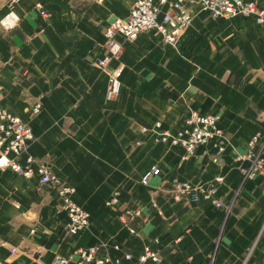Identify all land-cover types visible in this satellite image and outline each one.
Segmentation results:
<instances>
[{
    "label": "crops",
    "instance_id": "0c3cea01",
    "mask_svg": "<svg viewBox=\"0 0 264 264\" xmlns=\"http://www.w3.org/2000/svg\"><path fill=\"white\" fill-rule=\"evenodd\" d=\"M134 1L21 0L17 25L0 28V107L31 127L28 152L74 185V201L89 212L87 228L68 235L52 188L0 170V264H50L96 244L131 252L128 264L146 245L159 255L148 264H242L250 248V261L263 258L264 174L243 178L235 154L258 133L264 158V24L252 15L212 19L185 4L193 16L176 46L157 32L124 42L108 65L121 66V89L108 99L97 64L104 28ZM6 11L0 0V18ZM190 110L218 116V162L207 146L185 155L158 141L160 128L175 130ZM153 165L160 173L140 183ZM216 176L219 208L173 198L175 183L206 189Z\"/></svg>",
    "mask_w": 264,
    "mask_h": 264
},
{
    "label": "built area",
    "instance_id": "2783aa9c",
    "mask_svg": "<svg viewBox=\"0 0 264 264\" xmlns=\"http://www.w3.org/2000/svg\"><path fill=\"white\" fill-rule=\"evenodd\" d=\"M19 2L20 0H7V11L0 18L2 30L9 31L17 25L19 16L13 7ZM186 3L198 4L200 11L205 12L212 19L252 15L258 24H264V0L262 4L254 0H135L125 17L114 16L104 28V55L97 60V64L108 75L106 98H115L121 89V66L109 68L108 65L122 52L124 42L134 41L142 32H157L162 42L176 46L192 20V12L185 8ZM40 13L44 14V11L40 10ZM41 105L38 100L32 107V112L37 113ZM217 121L216 114H202L190 110L179 128L175 130L160 128L157 139L161 143L180 146L186 155H191L200 145H207L211 160L218 162L224 151V132ZM159 127L160 123L156 122L149 130ZM33 140L31 127L12 112L0 107V170H7L26 179H36L40 184L52 188L60 199L61 208L67 217L66 233L76 235L89 225V212L74 201V185L53 172L48 161L28 152ZM259 141V134H253L246 141L245 150L235 154L237 160L245 161L240 168L243 178L264 174V161L261 157ZM159 173V168L153 165L144 171L140 182L145 183L150 176ZM221 181L222 177L216 176L206 189L191 187L185 182L175 183L172 188L173 197L189 202L209 199L217 208L221 203L216 198V191ZM106 204L114 207L116 199L107 200ZM112 247L113 250H120L117 244ZM14 251L13 248L12 252ZM251 251L252 248L247 250L242 264H264V256L258 261H250ZM131 259L132 253L129 251H122L118 255L112 253L108 247L96 244L77 247L70 258L55 254L50 264H128ZM158 260L157 252L146 245L138 254L136 264H148Z\"/></svg>",
    "mask_w": 264,
    "mask_h": 264
},
{
    "label": "bare ground",
    "instance_id": "6f19581e",
    "mask_svg": "<svg viewBox=\"0 0 264 264\" xmlns=\"http://www.w3.org/2000/svg\"><path fill=\"white\" fill-rule=\"evenodd\" d=\"M21 1V0H20ZM187 4V3H186ZM196 4V3H195ZM6 5H7V0H6ZM190 5V4H189ZM194 5V4H193ZM193 5H190V6H193ZM198 5V4H197ZM199 7V6H198ZM7 8H8V5H7ZM190 10V9H189ZM200 10V9H199ZM193 16V15H192ZM181 126V125H180ZM179 126V127H180ZM178 127V128H179ZM177 129V128H176ZM223 141H224V139H223ZM224 144V143H223ZM172 146H177V145H172ZM200 146H205V145H200ZM207 146V145H206ZM178 147H180V146H178ZM208 147V146H207ZM181 148V147H180ZM197 148V147H196ZM209 148V147H208ZM183 149V148H182ZM184 150V149H183ZM185 152V151H184ZM185 155H186V153H185ZM262 157V156H261ZM236 159V158H235ZM263 159V161H264V158H262ZM237 160V159H236ZM239 161H241V160H239ZM242 162H244L245 163V161H242ZM257 175H261V174H257ZM256 175V176H257ZM255 177V176H254ZM253 177V178H254ZM250 179H252V178H250ZM141 183V182H140ZM146 183V182H145ZM145 183H142V184H145ZM177 183H181V182H177ZM185 183H187V182H185ZM187 184H189V183H187ZM190 185V184H189ZM192 187V186H191ZM216 193H217V191H216ZM174 198V197H173ZM216 198H217V196H216ZM175 199V198H174ZM218 199V198H217ZM176 200H183V199H176ZM200 200H206V199H200ZM207 200H209V199H207ZM219 200V199H218ZM186 201V200H185ZM210 202H211V200H209ZM189 202V201H188ZM219 202L221 203V201L219 200ZM212 203V202H211ZM212 205H213V203H212ZM222 205V203L220 204V206ZM214 206V205H213ZM219 206V207H220ZM215 207V206H214ZM219 207H217V208H219ZM216 208V207H215ZM64 211V210H63ZM130 213H133V212H130ZM72 236V235H71ZM159 256V255H158ZM137 260V259H136Z\"/></svg>",
    "mask_w": 264,
    "mask_h": 264
}]
</instances>
